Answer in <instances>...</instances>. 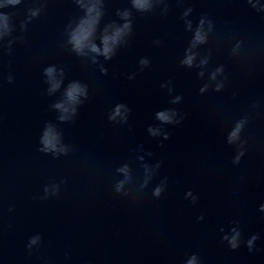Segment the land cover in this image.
Segmentation results:
<instances>
[{"label": "water", "instance_id": "1", "mask_svg": "<svg viewBox=\"0 0 264 264\" xmlns=\"http://www.w3.org/2000/svg\"><path fill=\"white\" fill-rule=\"evenodd\" d=\"M105 3L101 26L120 22L117 8L133 20L128 46L111 61L98 58L106 75L68 51L65 26L81 14L74 0L0 7L11 27L0 40V264H184L193 253L200 264H264V0H159L150 13L129 0ZM202 16L212 30L186 68L179 61ZM141 57L150 60L143 70ZM49 65L64 70L52 95ZM73 79L88 84L89 99L60 122L51 105ZM176 95L180 102L169 103ZM119 103L130 109L127 120H109ZM161 109H175L180 123L161 125ZM237 122L239 140L229 144ZM48 123L63 153L40 151ZM150 125L168 138L150 136ZM241 142L244 155L233 163ZM125 164L127 180L117 171ZM145 165L154 169L147 177ZM232 227L243 240L258 236L251 252L222 242Z\"/></svg>", "mask_w": 264, "mask_h": 264}, {"label": "clouds", "instance_id": "2", "mask_svg": "<svg viewBox=\"0 0 264 264\" xmlns=\"http://www.w3.org/2000/svg\"><path fill=\"white\" fill-rule=\"evenodd\" d=\"M131 9H134L138 13H150L155 4L159 0H129ZM20 3V0H0V7L8 5H16ZM75 6L80 10V15L74 19H69L67 25L65 26L66 34V44L69 46V53L80 59L88 58L92 64L98 65L99 71L102 75H106L108 69L104 66L103 62L111 61L118 53V51L127 47L130 38L133 34V20L132 12L130 9L125 8L121 11L119 8L115 11V16L119 18L120 22L117 20H110L101 26V22L106 15L107 5L105 0H74ZM192 11L191 7H188L183 13L182 18L187 17ZM39 14V9H34L30 11V17H35ZM206 18L201 17L197 23L195 30L193 31L192 40L189 46L184 50V56L179 61V64L191 68L194 66V61L196 59L197 53L193 51L198 45H203L207 43L208 32L212 30L211 20H207V29H205ZM186 28L191 29L192 23L190 20H185ZM23 27V24H21ZM11 33V27L9 25V18L6 14L0 13V40ZM99 41V43H97ZM154 43L159 44V41H154ZM11 44V41H9ZM98 58H102L101 62ZM207 62V57L201 59L199 65H203ZM139 69L143 70L150 65V60L147 57H141L138 60ZM221 69L217 68L216 72H213L210 79H215V76ZM43 75L46 78V83L48 85L47 93L52 95L57 92L61 85L63 84L64 70L58 69L55 65H49L43 69ZM135 73L128 76L131 80ZM197 75L202 76L203 72ZM8 82L12 81V76L7 77ZM171 83L170 81L168 82ZM166 85L164 83L160 84L161 88ZM207 88V85L202 86L199 91L202 93ZM220 85L217 84L216 90H219ZM168 92H172L171 86L168 87ZM89 99V87L88 84L79 79L70 80L66 86L63 88L61 99L57 100L51 105L58 113L57 119L60 122L72 121L76 116L78 106L82 105L86 100ZM181 96L176 95L172 97L169 103L176 104L180 102ZM130 109L126 104H116L113 106L111 114L108 116L109 120H115L117 117L120 118L121 122H124L128 118V113ZM155 119L160 122L161 125L164 124H179L180 120L176 119L177 112L175 109H161L155 112ZM242 128V122H237L235 127L228 133L227 142L233 144L239 140V133ZM147 132L150 136H163L167 139V133L163 132L160 127L148 126ZM39 143L41 145L40 151L49 153L51 152L55 155L57 152L63 153L65 147L61 144V136L59 131L50 123L45 124L41 135L39 137ZM238 147V152L233 160V163H238L240 157L244 155L243 142H241ZM155 167H159L157 164ZM146 177L151 175V172L147 165L144 166ZM117 171L125 174V180L128 179V165L125 164ZM124 181H120L117 185V191H119L120 185ZM147 183V178L145 180ZM47 188H45V194L47 195ZM162 192V186H157L153 190V196L159 197ZM186 195H191L188 192ZM193 202H195V197H192ZM258 211L264 213V203H260ZM203 217H198L202 219ZM39 239L38 236L30 238L29 244H35ZM258 239L256 234H252L247 240L242 239V235L238 227H232L229 233L221 237L222 242H226L227 246L235 250L241 244H244L248 251H252L254 241ZM184 264H200V261L195 253L188 255Z\"/></svg>", "mask_w": 264, "mask_h": 264}]
</instances>
